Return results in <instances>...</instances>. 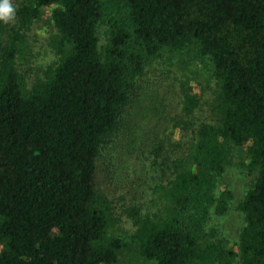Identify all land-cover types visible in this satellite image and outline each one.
<instances>
[{
  "label": "trees",
  "instance_id": "16d2710c",
  "mask_svg": "<svg viewBox=\"0 0 264 264\" xmlns=\"http://www.w3.org/2000/svg\"><path fill=\"white\" fill-rule=\"evenodd\" d=\"M47 8L59 61L28 89L18 62ZM15 16L17 27L0 21V264L117 263L125 243L106 239L112 207L95 189L97 158L155 62L181 69V112L193 117L202 100L185 54L216 83V119L169 161L166 137L148 151L161 161V181L153 213L128 211L139 255L153 264H264V0H26ZM244 149L257 175L240 207L236 252L206 226L229 209L232 193L217 197L216 182Z\"/></svg>",
  "mask_w": 264,
  "mask_h": 264
},
{
  "label": "rangeland",
  "instance_id": "374dc122",
  "mask_svg": "<svg viewBox=\"0 0 264 264\" xmlns=\"http://www.w3.org/2000/svg\"><path fill=\"white\" fill-rule=\"evenodd\" d=\"M25 1L11 0V3L16 9ZM7 24L10 28L17 27L16 16ZM55 31L51 21V8H47L43 17L27 33L29 48L24 58L18 62V67L28 89L45 82L48 70L58 64L59 57L50 42ZM98 36L99 47L103 51L108 42L105 27L99 28ZM6 39L7 34L2 37L1 42ZM184 57L186 63L189 60L191 62L186 65L187 74L198 79L199 83L194 86L202 100L193 117L187 120L181 112V69L176 71L164 64L163 60L155 62L124 108L117 131L102 145L97 158L95 189L112 207L106 239H120L125 243L116 264H153L139 255L138 246L133 239L136 226L128 216L132 207L138 208L141 216L155 210L152 207L157 199L154 197V187L161 181L158 178L161 161H155L148 151L159 139L166 137L169 150L162 159L169 161L182 154L183 149L180 147L184 148L192 142L193 132L199 124L216 119V114L211 109L217 90L216 83L207 79L206 72L198 67L191 55L185 54ZM179 58L181 57L175 60ZM167 70L169 72L163 74ZM181 120L184 123L175 129L176 121ZM186 121L192 123L191 128ZM256 175L244 149L234 153L225 172L216 182L217 197L228 190L233 198L225 215L219 216L212 212L206 230L216 231L218 237L236 252H239L240 237L246 226L245 215L240 207ZM167 178H171L169 173ZM234 264H241L239 258Z\"/></svg>",
  "mask_w": 264,
  "mask_h": 264
},
{
  "label": "clouds",
  "instance_id": "9594fccd",
  "mask_svg": "<svg viewBox=\"0 0 264 264\" xmlns=\"http://www.w3.org/2000/svg\"><path fill=\"white\" fill-rule=\"evenodd\" d=\"M15 16V9L11 0H0V21L8 23L13 20Z\"/></svg>",
  "mask_w": 264,
  "mask_h": 264
}]
</instances>
